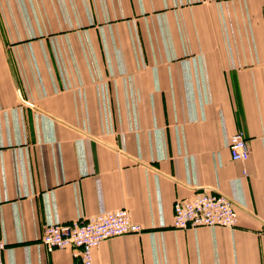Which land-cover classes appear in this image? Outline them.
Returning a JSON list of instances; mask_svg holds the SVG:
<instances>
[{"label": "crops", "instance_id": "1", "mask_svg": "<svg viewBox=\"0 0 264 264\" xmlns=\"http://www.w3.org/2000/svg\"><path fill=\"white\" fill-rule=\"evenodd\" d=\"M202 189L231 197L234 227L174 226ZM118 207L144 228L94 264H264V0H0L5 264H77L43 245L47 220Z\"/></svg>", "mask_w": 264, "mask_h": 264}, {"label": "built area", "instance_id": "2", "mask_svg": "<svg viewBox=\"0 0 264 264\" xmlns=\"http://www.w3.org/2000/svg\"><path fill=\"white\" fill-rule=\"evenodd\" d=\"M103 99L110 103L108 83L102 84ZM27 104L32 102L24 100ZM109 128L113 129L111 109L106 108ZM229 148L232 158L247 161L251 155L247 136L243 129L230 135ZM244 174L248 171L245 168ZM174 207V226L176 228L198 227L202 225L234 227L238 222V211L231 197L213 189L199 190L192 198L176 199ZM143 226L132 219L127 207L106 209L84 220L61 221L50 217L41 238L43 245L52 251L57 248L74 247L79 256L77 264H94V249L109 237L127 233H137ZM7 241L0 236V264L4 262Z\"/></svg>", "mask_w": 264, "mask_h": 264}]
</instances>
